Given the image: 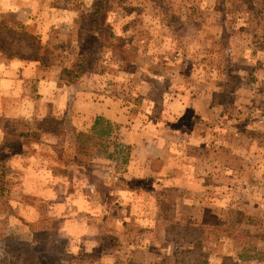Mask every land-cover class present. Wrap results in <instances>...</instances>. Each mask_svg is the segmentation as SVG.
<instances>
[{"label": "rangeland", "instance_id": "1", "mask_svg": "<svg viewBox=\"0 0 264 264\" xmlns=\"http://www.w3.org/2000/svg\"><path fill=\"white\" fill-rule=\"evenodd\" d=\"M94 1L0 0V145L42 141L8 161L0 264H35L43 202L66 264H264V0H109L121 47L70 84Z\"/></svg>", "mask_w": 264, "mask_h": 264}, {"label": "trees", "instance_id": "2", "mask_svg": "<svg viewBox=\"0 0 264 264\" xmlns=\"http://www.w3.org/2000/svg\"><path fill=\"white\" fill-rule=\"evenodd\" d=\"M109 0H95L92 7L88 9H81L79 14L81 17L80 27L84 28L85 33L83 36V42L77 51L75 61L70 66L61 63L62 78L67 80L70 84H78L81 79L87 77L93 71L97 65V54L104 48H111L116 50L121 45L116 41V35L110 25L106 22L105 16L109 10ZM249 8H254L255 0H246ZM257 8V7H255ZM258 9V8H257ZM35 45V44H33ZM47 48V47H46ZM48 50H51L47 48ZM53 51V50H52ZM17 52V51H14ZM55 52V50L53 51ZM14 54V53H11ZM25 57H32L35 60L44 61L39 55V51L35 53L29 51L28 53H20ZM47 65H52L47 63ZM230 63L227 62L224 65L225 73H228ZM257 77V76H256ZM236 79V78H235ZM234 79V80H235ZM238 79L240 77L238 75ZM222 84V96L220 101H224L227 95L228 87L230 83L225 82ZM255 81L252 79L251 82ZM103 121L101 117H98L95 123V128ZM110 127V126H109ZM109 128L106 131L101 132V135H110ZM42 141L17 130H7L4 135V139L0 145V195L8 196V193L12 190V182L10 176V168L8 161L16 153L22 151L34 150L38 151ZM49 158L53 159L59 166L65 168H71L75 166L83 165V162L77 159H68L64 157H55L52 152H48ZM36 206V205H35ZM38 211V217L31 220L29 219L26 224L30 226L33 239L29 241L17 240V245L20 247L19 251H14L13 254L19 257H26L35 264H66L63 255L57 252L59 244L54 237V230L52 228L53 216L50 214V204L43 202L40 206H36Z\"/></svg>", "mask_w": 264, "mask_h": 264}, {"label": "crops", "instance_id": "3", "mask_svg": "<svg viewBox=\"0 0 264 264\" xmlns=\"http://www.w3.org/2000/svg\"><path fill=\"white\" fill-rule=\"evenodd\" d=\"M84 165H87V164H84ZM91 188H92V190H95V186L94 185H89ZM80 238H82V237H80Z\"/></svg>", "mask_w": 264, "mask_h": 264}]
</instances>
